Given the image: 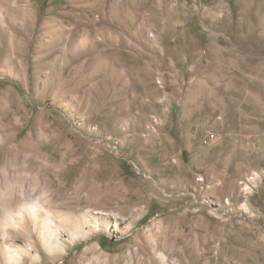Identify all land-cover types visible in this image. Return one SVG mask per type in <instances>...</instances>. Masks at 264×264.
Returning <instances> with one entry per match:
<instances>
[{
  "label": "rangeland",
  "instance_id": "1",
  "mask_svg": "<svg viewBox=\"0 0 264 264\" xmlns=\"http://www.w3.org/2000/svg\"><path fill=\"white\" fill-rule=\"evenodd\" d=\"M0 264H264V0H0Z\"/></svg>",
  "mask_w": 264,
  "mask_h": 264
},
{
  "label": "bare ground",
  "instance_id": "2",
  "mask_svg": "<svg viewBox=\"0 0 264 264\" xmlns=\"http://www.w3.org/2000/svg\"><path fill=\"white\" fill-rule=\"evenodd\" d=\"M60 174V173H58ZM62 179L66 180V185L64 188H66L69 183H70V178L72 176V172L71 171H66V172H62L61 175H59ZM61 180V179H60ZM79 188H77V190L75 191V195L74 197H72V199L74 201H77L76 203L79 205V208L80 206L82 207L83 205H85L83 202L80 203L79 199H78V192H79ZM87 200V199H86ZM88 204V203H87ZM78 207V206H77ZM76 209V208H75ZM76 212V211H75ZM39 225V224H38ZM66 225V224H65ZM69 225V224H68ZM29 226V225H28ZM64 226V225H63ZM74 226V225H73ZM26 227V226H25ZM38 227V226H37ZM41 228V225L39 226ZM38 227V228H39ZM43 227V225H42ZM44 229H38L40 230L38 235H37V238H38V241L39 243L41 244V246L46 250V251H53V249H61V251L64 249V244L63 242H61V238L60 235L61 233L54 230L51 225H48L46 227H43ZM65 230H69V228L67 226H65ZM72 231V230H71ZM69 231V233L73 236L74 233ZM37 246V245H36ZM36 246H32V248L34 249H37L38 247ZM32 250V249H31ZM27 250H25V253H26ZM64 251V250H63ZM35 255V254H34ZM39 258V257H38Z\"/></svg>",
  "mask_w": 264,
  "mask_h": 264
},
{
  "label": "built area",
  "instance_id": "3",
  "mask_svg": "<svg viewBox=\"0 0 264 264\" xmlns=\"http://www.w3.org/2000/svg\"><path fill=\"white\" fill-rule=\"evenodd\" d=\"M207 143V142H206Z\"/></svg>",
  "mask_w": 264,
  "mask_h": 264
}]
</instances>
